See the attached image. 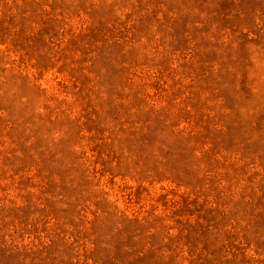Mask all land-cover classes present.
<instances>
[{"label":"rangeland","instance_id":"374dc122","mask_svg":"<svg viewBox=\"0 0 264 264\" xmlns=\"http://www.w3.org/2000/svg\"><path fill=\"white\" fill-rule=\"evenodd\" d=\"M0 264H264V0H0Z\"/></svg>","mask_w":264,"mask_h":264}]
</instances>
